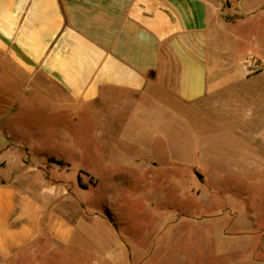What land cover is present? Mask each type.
<instances>
[{
	"label": "crops",
	"instance_id": "obj_1",
	"mask_svg": "<svg viewBox=\"0 0 264 264\" xmlns=\"http://www.w3.org/2000/svg\"><path fill=\"white\" fill-rule=\"evenodd\" d=\"M226 3L0 0V264H131L107 235L119 206L163 202L165 177L186 197L253 172L239 140L251 76L224 56L264 46V0ZM251 132L263 138L264 121ZM235 226L208 223V242Z\"/></svg>",
	"mask_w": 264,
	"mask_h": 264
},
{
	"label": "rangeland",
	"instance_id": "obj_2",
	"mask_svg": "<svg viewBox=\"0 0 264 264\" xmlns=\"http://www.w3.org/2000/svg\"><path fill=\"white\" fill-rule=\"evenodd\" d=\"M232 2L234 0H227L225 7H230ZM236 18L237 15L223 10L224 21L235 23ZM254 29L251 24L247 27L245 31L248 37H253L251 35L256 32ZM250 41L238 48L234 46L230 55L224 57H232L242 65L245 74L251 76L243 84V102L249 113L244 116L245 130L244 133L240 131L239 140L244 144L245 166H251L253 172L244 179L228 180L225 185L217 179L209 180L207 184H197L201 194L186 197L183 196V180L179 183L172 176L165 177L164 196L157 195L164 198L163 202L158 201L148 208L142 201L138 204L135 202L131 208L119 206L118 216L113 218L120 220L108 223L107 235L115 237L118 248L125 250L128 256L131 253L138 255L131 259V264H264V141L259 140L261 136L251 132L252 124L264 121V80L258 81L264 78V66L250 58H242L251 52L264 58V46H259L252 39ZM220 103L221 99L217 96L208 99L209 108ZM234 104L227 103L224 106L230 113L227 118H232L229 109ZM208 130L215 135L220 133L214 123H210ZM232 133L226 132L220 138L232 142L236 139ZM253 143L258 145L260 151L255 152L254 160L250 149ZM82 193L90 196L87 197L90 206H97L89 192ZM93 207H89L90 213ZM100 213L109 218L106 212ZM221 218L225 221L220 222ZM234 222L243 223V226L229 227L230 238L227 237L223 247L220 248V243L208 242V231L211 230L208 223L228 227Z\"/></svg>",
	"mask_w": 264,
	"mask_h": 264
},
{
	"label": "trees",
	"instance_id": "obj_3",
	"mask_svg": "<svg viewBox=\"0 0 264 264\" xmlns=\"http://www.w3.org/2000/svg\"><path fill=\"white\" fill-rule=\"evenodd\" d=\"M61 163V162H60Z\"/></svg>",
	"mask_w": 264,
	"mask_h": 264
}]
</instances>
